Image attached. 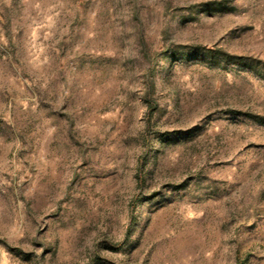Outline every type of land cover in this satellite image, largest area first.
<instances>
[{
  "label": "rangeland",
  "instance_id": "374dc122",
  "mask_svg": "<svg viewBox=\"0 0 264 264\" xmlns=\"http://www.w3.org/2000/svg\"><path fill=\"white\" fill-rule=\"evenodd\" d=\"M0 264H264V0H0Z\"/></svg>",
  "mask_w": 264,
  "mask_h": 264
}]
</instances>
